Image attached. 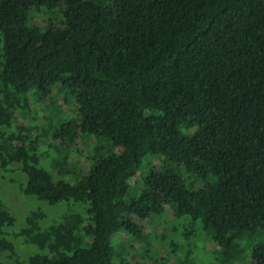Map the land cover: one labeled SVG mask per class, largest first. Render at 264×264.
<instances>
[{
    "label": "trees",
    "instance_id": "obj_1",
    "mask_svg": "<svg viewBox=\"0 0 264 264\" xmlns=\"http://www.w3.org/2000/svg\"><path fill=\"white\" fill-rule=\"evenodd\" d=\"M55 89L77 105L43 128L57 153L21 119ZM0 170L33 201L19 227L0 199V264H128L112 238L169 209L203 253L174 264H264V0H0Z\"/></svg>",
    "mask_w": 264,
    "mask_h": 264
},
{
    "label": "rangeland",
    "instance_id": "obj_2",
    "mask_svg": "<svg viewBox=\"0 0 264 264\" xmlns=\"http://www.w3.org/2000/svg\"><path fill=\"white\" fill-rule=\"evenodd\" d=\"M31 15L28 18L29 24L42 25L44 21L47 20V16L44 15L42 11L36 13L32 10ZM31 101L27 103V107L30 114L27 116L22 115L21 119L30 131L34 132L35 128H38V133L42 136L41 150L52 151L57 153L59 147L54 141L52 136L43 137V128L50 130L52 134L57 132V128L52 127L53 124L61 125L62 120L64 121L67 117H71L72 113L77 109V105L73 98L69 95L66 90H54L53 93L44 97L43 99H38L34 93L30 94ZM62 115H64L62 117ZM98 143L100 146H105L106 141L104 139L92 136L90 138H77L74 143H67L70 149L78 150L80 152L91 154L93 144ZM53 154V153H52ZM148 156L145 160L143 169L131 179L130 190L128 193V200L137 198L139 194L143 191V180L148 176L149 169L153 168L152 163L158 164L157 158ZM152 162V163H151ZM149 164V166H146ZM85 168H88V163L84 164ZM146 166V167H145ZM0 170V199L9 207V209L15 215L19 227L23 226L25 222V217L29 214L30 210L33 208V201L23 196L19 190L17 183L22 181L21 177H17L15 173L8 174ZM8 179H13L15 183L10 182ZM69 180V179H65ZM79 179H75L78 181ZM52 208L47 209L49 217L55 218L60 216L62 213L67 212V208L57 207L54 212H51ZM129 220L136 226L141 227L140 233L142 240H135L130 237L124 231H119L113 238L112 243L118 249L121 250L123 256L128 260V264H174V262L179 260V257L174 255L175 253L184 251L180 247H195L199 249V253L202 255V250H200L201 244L199 240L186 241L183 237L185 230H188L189 218L181 219L180 221L173 220V212L171 209L165 216H158L157 214H152L146 219H140L135 215L129 217ZM15 245L17 246L18 252L25 254L28 252V248L18 239L12 237ZM179 246V251L177 247ZM212 251V250H211ZM210 249H207L205 253L210 255ZM206 254V255H207ZM232 260L233 264H250L251 259L246 260ZM206 263V262H204ZM230 264V262H229Z\"/></svg>",
    "mask_w": 264,
    "mask_h": 264
}]
</instances>
